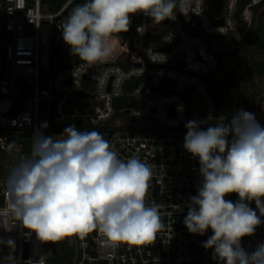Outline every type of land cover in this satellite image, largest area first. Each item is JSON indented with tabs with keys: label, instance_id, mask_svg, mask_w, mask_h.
Segmentation results:
<instances>
[{
	"label": "built area",
	"instance_id": "1",
	"mask_svg": "<svg viewBox=\"0 0 264 264\" xmlns=\"http://www.w3.org/2000/svg\"><path fill=\"white\" fill-rule=\"evenodd\" d=\"M244 1L238 17L241 0H224L223 23L216 24L206 0H192L187 16L177 11L175 19L160 23L149 38L148 32L158 24L144 13L130 15L134 25L129 34L122 32L109 41L112 56L87 64L73 56L63 40L61 26L73 0L56 9L42 0H0V130H22L32 138L46 124L52 128L50 136L58 137L69 122L99 126L121 159L136 156L152 171L145 203L160 205L162 223L154 240L112 246L98 231L83 238L73 234V264H218L214 249L202 246L213 234L211 229L195 235L184 224L187 204L198 194L202 177L198 158L183 145L188 121H201L205 130L220 121L205 76L216 71L221 55L213 47L217 40L205 37L243 40L263 0ZM190 88L185 98L183 92ZM81 90L87 95L78 96ZM0 149L12 156L19 146L2 134ZM12 163L6 162V172ZM6 178L0 176V207L5 204ZM225 199L235 203L239 197L232 193ZM249 206L260 215L255 201ZM261 220L254 235L241 240L248 252L264 243V217ZM25 232L19 224L11 232L0 227V238L15 241V250L6 246L0 264H7L4 258L10 252L16 264L41 257L47 264L52 242Z\"/></svg>",
	"mask_w": 264,
	"mask_h": 264
},
{
	"label": "clouds",
	"instance_id": "2",
	"mask_svg": "<svg viewBox=\"0 0 264 264\" xmlns=\"http://www.w3.org/2000/svg\"><path fill=\"white\" fill-rule=\"evenodd\" d=\"M192 0H84L63 22L62 35L71 54L87 64L108 60L109 41L127 32L130 15L144 13L154 23L187 16ZM159 55V54H154ZM186 123L184 149L199 160L202 177L198 194L190 197L184 224L191 234L212 235L203 243L214 249L218 264H264V243L252 252L241 246L254 235L264 217V126L244 109L230 122L201 128ZM47 125H42L46 128ZM231 137V139H229ZM31 153L21 155L6 178V199L0 207V227L11 232L17 224L41 242H57L98 231L112 246L143 245L161 229L160 205H146L151 168L138 157L126 161L96 130L66 127L58 137L33 133ZM236 193L239 200H226ZM255 201L256 209L249 204ZM15 250V241L0 238ZM16 264L10 252L4 258ZM25 264H45L44 258Z\"/></svg>",
	"mask_w": 264,
	"mask_h": 264
},
{
	"label": "trees",
	"instance_id": "3",
	"mask_svg": "<svg viewBox=\"0 0 264 264\" xmlns=\"http://www.w3.org/2000/svg\"><path fill=\"white\" fill-rule=\"evenodd\" d=\"M43 3L48 4L51 8L56 9L60 7L67 0H42ZM81 0L78 4L83 3ZM245 1L241 0L237 8V16ZM78 4L73 2L69 4L67 10L70 13ZM264 4V0L255 8L254 22L241 41L239 52L234 55L238 58L235 65L226 69L224 76H217L215 72L209 73L205 76V83L208 91L212 94L215 101V114L220 120L225 123L230 122L234 112L238 109H244L248 112L260 111L264 100V61L257 59L255 52L264 51V17L261 21H256V14ZM131 25H134L132 20ZM165 29V28H164ZM163 29V30H164ZM250 42L254 44L256 50H249ZM212 40V36L210 37ZM224 67V66H223ZM218 67L217 70L223 69ZM225 69V68H224ZM74 125L78 130H96L103 133V129L99 126H92L90 124L76 121L69 122L61 128L64 132L66 127ZM51 127L42 128L45 136H50ZM7 134L14 145L19 146V150L11 156L9 150L0 149V176L8 177L10 170L18 163L21 155L31 153V136L22 130H0V135ZM13 161L11 168L6 172L4 166L6 162ZM6 185V184H5ZM2 198L0 196V204ZM70 236H66L60 241L52 242V264H73L75 257V248L69 242Z\"/></svg>",
	"mask_w": 264,
	"mask_h": 264
},
{
	"label": "rangeland",
	"instance_id": "4",
	"mask_svg": "<svg viewBox=\"0 0 264 264\" xmlns=\"http://www.w3.org/2000/svg\"><path fill=\"white\" fill-rule=\"evenodd\" d=\"M263 17H264V4L262 5V7L259 9V11L256 14V21L257 22L261 21ZM213 40H214V38L212 37V40H211L212 42H215L217 40L213 44L214 49H216L217 52L225 58V62L221 66V67L224 66L223 69L215 71V75L224 76L226 69L233 67L238 58L228 55L227 50L225 49V45L227 43L226 37L217 36V37H215V40L214 41ZM250 41H251V39L249 38L248 49L249 50H256V49H253L254 44ZM222 44H223V46H222ZM255 54H256L257 59L264 61V51H256ZM262 85L264 87V81H263ZM253 114L255 115V118L260 123V125L264 126V102L262 105V110L256 111ZM5 252H6V245H0V257L3 256L5 254Z\"/></svg>",
	"mask_w": 264,
	"mask_h": 264
},
{
	"label": "water",
	"instance_id": "5",
	"mask_svg": "<svg viewBox=\"0 0 264 264\" xmlns=\"http://www.w3.org/2000/svg\"><path fill=\"white\" fill-rule=\"evenodd\" d=\"M81 0H73V3L74 4H78ZM206 5H207V8H208V11L210 13V15L212 17H215L216 20H215V23L216 24H222L223 23V20H222V17H220L221 15V12H222V9H223V0H206ZM130 19H133L132 16H130ZM163 24H167L168 23V19L164 20L163 22H161ZM159 27H160V24H158L156 27L154 28H151L150 31L148 32L147 34V37H151L153 32H157L159 30ZM130 32V26H129V30L127 32H123L124 34H129ZM205 40L208 41L209 38L208 37H205ZM232 41V44H233V47L231 49V54L235 55L239 52V49H240V42L239 41H236V40H231ZM53 53H57V50L55 49V47H53ZM223 60H224V57L223 56H220L219 59H218V66L221 67L223 65ZM107 63H103V65H106ZM201 78H203L204 76L203 75H199ZM191 91V88L190 89H187L186 91L183 92V95L185 96V98H187L188 94L190 93ZM78 96H86L87 94L81 90L78 94ZM109 133H113V130H111ZM51 258L48 257L47 258V264H51Z\"/></svg>",
	"mask_w": 264,
	"mask_h": 264
},
{
	"label": "flooded vegetation",
	"instance_id": "6",
	"mask_svg": "<svg viewBox=\"0 0 264 264\" xmlns=\"http://www.w3.org/2000/svg\"><path fill=\"white\" fill-rule=\"evenodd\" d=\"M223 8H224V0H223ZM223 10V9H222ZM130 27H131V23H130ZM209 38V42H211V40H210V37H208ZM242 41V40H241ZM241 41H240V46H241ZM232 47H233V44H232V41L230 40V39H228L227 38V43H226V45H225V49L227 50V53H228V55L229 56H234L233 54H231V49H232ZM224 62H225V58H224V60H223V64H224Z\"/></svg>",
	"mask_w": 264,
	"mask_h": 264
}]
</instances>
